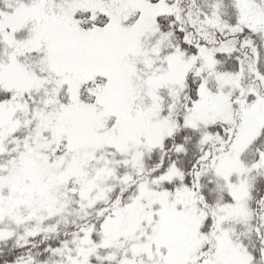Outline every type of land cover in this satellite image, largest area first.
I'll use <instances>...</instances> for the list:
<instances>
[{
    "label": "snow or ice",
    "instance_id": "snow-or-ice-1",
    "mask_svg": "<svg viewBox=\"0 0 264 264\" xmlns=\"http://www.w3.org/2000/svg\"><path fill=\"white\" fill-rule=\"evenodd\" d=\"M0 264H264V0H0Z\"/></svg>",
    "mask_w": 264,
    "mask_h": 264
}]
</instances>
